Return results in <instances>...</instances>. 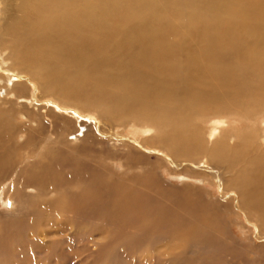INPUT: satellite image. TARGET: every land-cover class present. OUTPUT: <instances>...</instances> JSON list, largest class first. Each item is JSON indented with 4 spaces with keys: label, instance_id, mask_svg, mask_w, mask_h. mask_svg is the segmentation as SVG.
Here are the masks:
<instances>
[{
    "label": "bare ground",
    "instance_id": "6f19581e",
    "mask_svg": "<svg viewBox=\"0 0 264 264\" xmlns=\"http://www.w3.org/2000/svg\"><path fill=\"white\" fill-rule=\"evenodd\" d=\"M16 1L18 3H14ZM91 1L84 0L83 5L79 7L83 8L82 12L88 11ZM188 1L192 5L200 2L203 6L195 9L193 13L192 5L182 0H148L139 4L134 0L126 6L127 9L132 8L133 15L138 9L143 11L141 18L151 15L157 3L167 8L170 6L178 14H205L215 25L203 24L200 28L204 38L199 42L203 44L204 53L211 50V45L215 46L214 55L226 48L235 54L242 52L247 68L245 71L251 79L250 92H258L259 85L264 86V0ZM40 3L50 4L48 15L19 14L23 9L25 11ZM75 3L76 0H0V31L4 32L0 34V103L4 101L6 107H9L6 112L0 105V180L10 179L15 174L7 188H20L23 199L32 208L43 202L45 189L61 188L57 196L48 198L46 205L49 208L45 207L47 213L32 212V216L41 223L56 219L69 223L75 220L84 223L86 219L81 216V210H84L85 214L100 215L107 224L103 231L106 242L97 246V251L92 252L94 263L90 264H106L104 254L111 250L114 252L120 247L130 251L137 258L149 260L142 264H151L152 255L151 261L156 260V264H240L248 252L259 258L260 262L264 261V198H260L255 189L263 187H253L248 175L252 171L251 164L242 166V163H239L240 158H236L239 157L240 150L247 155L248 150L255 147L257 136L259 146L263 148L261 145H264V114L257 123L256 130L248 127L243 136H239L237 128L230 125L232 120L227 117L214 118L206 129L198 127L190 132L178 122L174 125L177 131L170 135L166 128L167 121L179 110L180 104L175 103L168 107L165 105L157 112L161 117L160 124L146 119L124 126H129L130 133L136 135L137 138L133 141L138 145L136 146L130 143V139H122V135L126 136L127 131L112 132V128L105 121L108 116L104 111L108 110L101 108L103 112L96 114L102 120L100 124L81 121L80 126L83 128L79 132L75 122L62 114L66 111L62 108L68 110L78 107L67 102L75 93L69 88L62 89V82L59 84L56 77V80L51 78L48 84L40 82L29 69L32 61H35L32 57L38 56L40 50L45 47V42L42 41L44 35L41 33L40 37L38 26L51 20V16L62 14L67 8L73 11L77 7ZM135 3L139 5L138 8ZM67 17L70 18L71 14ZM119 20L122 24L127 22L125 15H121ZM177 25V32H171L173 40L170 43L174 46H177L184 36L180 32L182 24ZM13 30L16 32L11 35ZM138 32L140 34L142 30ZM152 32L153 29L151 34L146 31L141 35V38L149 35L152 37L149 42L142 41L147 55L163 57L164 49L160 48L161 45L151 44L155 39ZM90 33L86 22L77 25L72 20L69 27L60 29L55 43L75 45L80 39L85 41ZM130 34L136 37L137 30L135 33L131 31ZM9 35L19 38V42L24 45V52L18 57L11 56L14 54V44L5 45L4 36L8 38ZM31 46L32 49L28 51ZM55 46L60 45L54 44ZM44 49L51 50V47ZM211 55L212 53H207L206 57ZM87 63L86 60H78L77 63H71L74 66H67L69 70L64 85L68 86L74 75L87 74ZM141 64L148 65L143 61ZM97 65L89 72L96 75V69L101 68L98 74L101 77L102 63ZM174 65L165 62L158 70L154 68L142 72L154 74L147 75L146 78L171 83L170 87H159L156 90L167 94L173 92L179 96L185 93V86H174L168 77L170 71H174ZM238 67L242 68L240 62ZM233 69L236 68L230 67V70ZM136 72L135 76L141 75V71ZM219 72L220 69L216 66L207 65L202 68V73L206 76L214 77ZM238 78L241 79V76ZM140 82H143L141 85H146L144 79ZM225 85L231 87L229 82ZM209 90H201L202 97ZM72 94L74 95L71 96ZM43 95H49L52 99L45 100ZM217 97L220 99L218 103L224 99L222 94ZM229 97H232V101L229 100L231 105L242 101L244 105L248 104L242 112L243 116L250 113L252 108H249V104L254 106L256 99L257 104L261 105L256 96H235L233 92ZM53 102L58 103L61 113L45 106ZM28 105L35 107V110ZM229 105L224 107L227 110L218 109V112H226L231 118L236 112L231 110ZM118 106L120 107V104ZM248 108L250 110H247ZM79 112L84 117L92 115L83 110ZM71 113L72 111L70 115ZM86 120L91 122L89 118ZM245 120L251 121L253 125L256 118L246 117ZM204 131L208 141L203 138ZM104 135L113 143V148L118 144L115 152L121 155L120 158L117 155L110 157L112 152H109L110 149L106 145L108 141L102 139ZM15 136L23 139L20 145L12 143ZM68 136H72V139L68 140ZM236 137L238 146H235L236 143L231 144ZM98 144L105 149V155H109L106 158L103 156L104 160L119 162L120 169H114L113 165H109L111 163L107 164L101 158L89 154L94 152L93 148ZM20 148L32 151V154L26 151V156L16 165V152ZM177 148L180 153H176ZM238 148L240 150H237ZM159 151L165 153L167 163L159 156H152ZM258 152L260 156L264 155V150ZM236 153L238 154L235 156ZM152 157L155 158L154 161H151ZM256 164L255 176L263 177V167L258 161ZM161 169L180 183H169L163 177L164 172L162 173ZM217 188L221 190L220 196L214 197L213 192ZM26 190L28 193L24 192ZM11 203L15 213H20L22 202L13 197ZM4 216L8 221L4 220L3 224L9 226V220L15 215L10 213ZM254 216L257 226L256 233L252 235L247 225H250ZM232 224L238 227L239 233H231ZM29 227L35 231L34 225ZM50 258L48 255L38 263L46 264L50 262Z\"/></svg>",
    "mask_w": 264,
    "mask_h": 264
},
{
    "label": "rangeland",
    "instance_id": "374dc122",
    "mask_svg": "<svg viewBox=\"0 0 264 264\" xmlns=\"http://www.w3.org/2000/svg\"><path fill=\"white\" fill-rule=\"evenodd\" d=\"M96 1H98V4H96ZM130 1L134 0H92L90 2L91 7L88 11L82 12L83 8L79 7L83 5L84 0H76L75 4L77 7L73 11L67 8L62 14L53 15L50 17L51 20L38 26L40 37L41 33L44 35L42 40L45 42L44 48L51 47V50L42 48L38 56L34 54L35 56L32 58L35 59V61H32L31 68L29 69L32 73L34 72L36 79H40L39 81L44 84H48L49 81L51 82V78L54 80H56L55 77L58 78V83L60 84L62 82L60 84L61 88L63 87L62 89L68 90L69 88V90L75 93V95H71L74 96L69 98L67 102L78 107L74 109L69 108L68 110L62 108V110H66L62 112L59 110L61 108L57 105L58 103H47L45 106L51 109L53 108L56 113L62 112L65 116L70 117L75 122L79 132L82 131L81 129L83 128L80 126L81 121H87V123L90 124L98 123L99 125L102 120L99 119L96 114H98L97 112H103L100 110L101 108L107 109L108 111H104L108 116L105 121L112 128V132L118 133L127 131L126 136L122 135V139L125 141L130 139V143L136 146L138 145L135 142L133 143L137 138L136 135L130 133L129 126L127 128H124V126L138 122V120L141 121L146 119L149 121L154 120V123L160 124L161 117H159L157 112L163 109L165 105L168 107V105H175V103H179L180 107H178L179 110H176L174 114L171 115L173 117L167 121L166 128L170 135H173V132L177 131L174 125L178 122L182 123L183 128L184 126L187 127L186 131L190 132L198 127L200 129H206L210 121L217 117H227L232 120L230 125L233 128H237L239 136L245 135V130L248 127L256 130L257 123L260 122L262 119L261 116L264 114V86L259 85L260 88H258V92L251 94L249 85V80L251 79L249 73L245 71V57L242 52L235 54L232 50L226 48L223 52L214 55L216 52L215 46L211 45V50L207 53H212V55L206 57L207 53H204L203 44L199 42L201 38H204V34L201 32L200 28L203 24H215L210 22L205 14L199 15L194 13L192 16L184 15V13L178 14V12L174 11V9L172 10L170 6L167 8L159 3L154 5L151 15L148 14L146 17L141 18L140 16L143 11L138 9L135 15H133L132 8L130 7V9H127L126 5ZM147 1L148 0H137V3H146ZM182 1H186L192 5L188 0ZM14 3L18 2L16 1ZM202 6L203 4L200 2L193 4L191 7L192 13L196 11L195 9H199ZM49 9H51L50 4L40 3L25 11L23 9L19 14L23 15L24 13H30L33 16H45L49 14ZM69 13L71 14L70 18L67 17ZM121 15H125L126 17L127 22L124 24L119 20ZM64 18H67V20ZM72 20L75 21L77 25L84 22L87 23V28L91 33L86 40L80 39L75 45H70V43H55L60 29L69 27V23ZM178 23L182 24L180 27L182 30L180 32H182L184 36H182L183 40L180 41L177 46H174L170 43L173 40L171 32H177L179 28L177 25ZM152 29L154 30L152 36L154 35L155 39L153 40L154 43L151 44L156 46L159 44L161 45L160 48L164 49L163 57L160 56L156 58L148 56L145 45L142 43V41L149 42V40H151L152 37L150 38V35L146 38H141V35L145 34L146 31L150 33ZM14 30L10 33L11 35L16 32ZM135 30H137V36L132 37L130 33L131 31L135 33ZM139 30H142L140 34L138 32ZM1 33L4 32L0 31V34ZM11 35H9L8 38L4 36L6 41L5 45L10 46L14 44V54L11 56L15 58L24 52V45L22 42H19V38L14 36L11 37ZM168 36L170 38H168ZM54 44H59L60 46L54 47ZM170 44H172L174 49ZM31 49L32 46L28 51ZM78 60L88 61L87 69H89V71L93 70L92 68H95V66H98L97 64L102 63L101 67H104V69L102 67L104 74L101 73V77L98 76L101 71V68H99L96 69L98 71L96 75L90 74L89 71L85 75H74V79L71 82L69 81L68 86H65V79H67L66 73L69 70L66 67L74 66L71 63H77ZM142 61L148 65H142ZM237 61L240 62L242 66L241 69L238 67ZM165 62H169L172 65L175 64L174 71H170L171 73L168 74V77L174 86H185V93L183 95L178 96L173 92L167 94L156 90L159 87H170L171 83L164 80L155 81L151 77L146 78L147 75L153 76L154 74L142 72L154 68L158 70L161 67L160 65H164ZM207 65L210 67H218L220 72L214 77L209 75L206 76L202 73V68ZM232 66L236 69L230 70ZM138 70L141 71L142 76H135ZM233 71H235V73H233ZM128 75L130 78H128ZM238 76H241V79H239ZM143 79L147 86L141 85L143 82H140V80ZM227 82L230 83L231 87L225 85ZM33 88L35 89L36 87L34 86ZM203 89H210L204 97L201 95V90ZM233 92L235 96L239 94L244 96H256L260 99L261 105L257 104L256 99L253 104L254 106L249 104V108H252L250 113L244 114L243 116L242 112L246 110V105L248 106V104L245 103L244 105L242 101L239 104L235 103L231 105L229 100H231L232 97L229 96H232ZM37 94H39V91ZM219 94H222L224 99L218 103L220 99H218L219 97L217 96H219ZM42 97L45 100L52 99L49 95H43ZM119 104L120 107L118 106ZM0 105L7 112L9 107H6L7 105L4 104V101L1 102ZM226 105H229V108L236 112L231 118H229L230 115L226 112H223L224 114L218 112V109L222 111L227 110L224 108L227 107ZM28 106L35 110V107L32 105ZM172 108L175 109L174 106H172ZM249 108L247 110H250ZM79 109L92 115L84 117L79 112ZM70 110L72 111V115H70ZM246 117H251V119L256 118L254 124L252 125L251 121L245 120ZM85 118H89L91 122ZM106 137L107 135H104L102 139L108 141ZM203 138L205 141H208L205 131L203 132ZM71 139L72 136H68V140ZM236 139L237 137L235 140H232L231 144L234 145L236 143L235 146H238ZM22 141L23 139H21L20 136H15V138L12 139V143H16L15 145H20ZM255 143V147L249 149L247 155L238 148L237 150H240L238 152L239 157L236 158H240L239 163H242V166L246 163L251 164L252 171L248 174L250 176L249 182L253 184V187H263L255 189L257 195L260 196V198H264V174L263 177L255 176L256 161L263 167L264 173V155L260 156L258 152H263L264 145H261L263 148L259 146L258 136L256 137ZM208 144L209 143H207V146H209ZM106 145L110 149V151H108L112 152L110 157L117 155L120 158L121 155L115 152L118 144H115L113 148V143L108 141ZM93 149L94 152H90L89 154L101 158L102 161L107 164L111 163L109 165H113L114 169L121 168L119 162L112 163L111 160H104L109 155H105L106 151L101 145H95ZM26 151L32 154V151L30 152L23 148L17 150L16 165L26 156ZM176 153H180L179 148L176 149ZM238 153H236L235 156ZM103 156H105V158H103ZM122 156L121 159L123 160L124 155ZM152 156H159L163 158L166 163L168 162L164 152H155ZM154 157L151 158V161H154ZM257 158H261V160ZM163 172L162 170V173ZM162 175L172 185H178L180 183L176 178L169 176L165 172ZM14 176L15 174L10 177V179L0 180V264H41L38 262L48 255H50L51 258L50 262L46 264L94 263L92 252L97 251V246L106 242L103 231L107 228V224L104 222V219L100 215H95L93 213H90V215L88 213L85 214L84 210H81V216L86 219L84 223H78L76 220L69 223L59 219L55 221L51 220L48 223H41L32 216V212L43 211L47 213L45 207L49 208V206L46 205L48 198L52 195L57 196L61 188L45 189L43 202L37 205L36 208H32V206L28 205L23 199V195L19 192L20 188H7V186L12 183V178ZM27 191L28 190L24 192L28 193ZM220 191L221 190L217 188L213 192V196H220ZM13 197L22 202L20 213H15V209L11 203ZM10 213L15 215V217L9 220V226L4 225L3 221H8L4 215ZM234 218L236 220L238 219L237 216H234ZM242 218L244 220V216ZM29 225H34L35 231L32 230ZM247 226L250 228V234L253 235L256 233L255 226H257V223L255 216L252 218L250 225ZM230 230L233 235L239 233L238 227L233 224L230 225ZM104 256L106 264H121L122 262H126L127 264H142V262L149 261L148 259L143 260L141 257L137 258L136 255L132 254L130 251H125L123 247H120L114 252L111 250L109 253L104 254ZM151 257L150 263L156 264V260L151 261ZM260 261L259 258L253 256V253L248 252L244 255L240 264H264V261Z\"/></svg>",
    "mask_w": 264,
    "mask_h": 264
}]
</instances>
